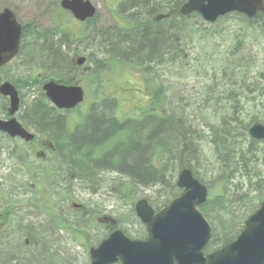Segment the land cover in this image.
I'll return each mask as SVG.
<instances>
[{
  "label": "rangeland",
  "instance_id": "obj_1",
  "mask_svg": "<svg viewBox=\"0 0 264 264\" xmlns=\"http://www.w3.org/2000/svg\"><path fill=\"white\" fill-rule=\"evenodd\" d=\"M85 1L96 8V16L83 27L70 23L71 16L62 11L54 0H0V10L11 9L23 26L30 24L31 29L38 27L55 42L59 41L60 35L52 32L55 30L52 28L54 21L61 20L69 24L64 30L68 38L69 49L61 50L62 52L66 51L67 61L73 60L77 54L86 59L83 67H88L86 72L82 70L83 67H74L75 71L71 73L73 83H77L85 92V102L81 108L73 113L62 114L66 124L71 123L72 128L75 124L83 122L86 112L95 111L102 102L105 103L106 99L104 98L108 94L110 95L109 108L112 116L118 118L122 116L116 107L120 106V104H116L117 99L119 101L128 100V103H124L122 110L133 112V108H131L133 100L140 99L139 97H142L144 93L140 79L151 81L152 77H155L157 79L156 86L164 89L163 100L156 106L157 115L162 113V115L168 114L169 116L173 112L175 117L183 115L187 119H195L192 127L197 134L202 133L196 151L199 164H196L195 168L192 165L196 175L194 177L208 189L214 200L207 210H209L208 219L216 225V233L220 237L224 236L223 230L220 231L217 225L218 223L231 222L233 229L230 239L232 240L241 230L243 214L246 213L248 216L254 211L253 207L257 208L264 202V190L258 191L257 189L262 184H255L256 181L264 183V142L255 143V147L249 149V145L253 141L248 136V129L254 123L264 125V24L261 19L246 23L241 16L230 15L210 26L200 18L192 17L186 21L192 33L181 36V39L176 43L180 45L178 62L174 66L162 70L156 68V72L150 66L148 73L144 76L139 75L133 67L123 63L122 60L108 58V55L99 48L98 41L94 40L92 36L93 29L96 34H99L106 30H112L116 26L123 27L124 24L118 18L128 15L132 10L129 8L126 11L116 10L114 4L121 3V0ZM113 10L116 12L113 13ZM91 26L94 28L92 29ZM29 38L28 33L22 41L20 56H23L22 49L31 43ZM20 56L9 67L1 71V77L7 78L10 82L21 81V85H19L21 106L29 107L34 98H40L45 103V108L51 109L50 103L41 91L42 79L38 77L46 74L56 80L58 74L56 72L44 73L43 67L38 62L33 63L31 68L28 61ZM99 61H102L103 65L99 64ZM41 73L42 75H39ZM31 77L36 78L34 84L29 83ZM89 79H92L91 84L88 82ZM23 81L26 84H23ZM110 82L111 86H109ZM154 85L151 82L150 90L142 97L143 99L141 98L145 103L144 107H149L153 102L151 100L156 98ZM110 93L114 94L117 98L116 101ZM230 93L237 95L235 97L236 109L232 108L230 104L222 103V99L227 98L226 95ZM148 99L150 103H148ZM211 100L214 101L208 105ZM230 109L232 113H230ZM233 116L234 118L231 119ZM226 117L232 121L229 123L230 125L238 126V122H242L245 126V130L236 131H238L237 134H240L239 147L243 151L249 152L248 160L251 163L248 164V175L242 178L235 175L225 184L226 175L216 172L219 171L220 166L217 163V158L213 156L209 141L204 138L209 135L206 127L215 128L221 125ZM126 118L123 117L119 120L123 121ZM123 141L125 142V139ZM238 157L236 155L234 160ZM31 161L36 169L24 176V180L29 184L26 189L31 193L32 200L38 202V205L44 206V203L39 201V197H49L48 214L53 216L54 210L58 211L59 207L64 209L72 198L75 204L82 206L83 209L77 211L72 208L75 211L68 216L64 213L63 219H66L68 224L74 223L75 229L82 228L84 230L82 233L89 235L87 239H83L82 236L72 238L64 230L61 235L56 233L55 241L46 245L50 251L46 248L48 251H45L44 254L45 264H88V249L96 246L107 234L106 228L96 223L98 217L108 216L116 220V228L131 239L143 238L144 229L135 217L134 203L140 199H146L155 210L167 203H160L166 200L164 196L168 193L166 191L168 187L165 188L163 185L136 186L134 189L130 187L129 190H132L130 197L123 200L120 196L116 197V194L112 195L111 188L118 184L124 186L129 181L122 180V176L117 173H99L98 181L94 183L96 186L89 189L79 179L72 181L67 178L65 168L62 167L55 154L48 152L47 160L44 163L38 160ZM40 167L46 168L47 172L54 173L55 181L51 186L47 184L48 190L43 188L44 180L41 178L44 173ZM251 169L254 171L252 172ZM179 171L171 179L172 186L171 184L169 186V192L174 194L175 188H172L173 184L175 186ZM254 173L259 177H255ZM22 177H16V184L23 183ZM166 177L169 181V174L166 173ZM168 181L166 180V183ZM262 188L264 187L262 186ZM24 198L27 199L26 196ZM215 212H218L217 215ZM82 215L84 219L81 220ZM42 220L44 223H41ZM30 222L37 231L32 233L31 240L28 239V245L24 244V240L18 238L6 242V244L4 241L1 243L5 246L11 245L13 249L19 247L20 243L23 250L27 249L30 243L34 248L38 247L40 242L42 244L43 230H48L45 227L51 226L50 220L45 214L39 216L38 220L30 219ZM222 241L224 243V239ZM21 252L26 255L25 258L22 253L20 255L16 253L12 257L22 259L20 262H16L18 264H29L28 252ZM0 253L2 255L12 254V250L0 245Z\"/></svg>",
  "mask_w": 264,
  "mask_h": 264
},
{
  "label": "trees",
  "instance_id": "obj_2",
  "mask_svg": "<svg viewBox=\"0 0 264 264\" xmlns=\"http://www.w3.org/2000/svg\"><path fill=\"white\" fill-rule=\"evenodd\" d=\"M182 2L183 0H127L124 5L120 3L117 8L121 11H126L128 8L132 10L128 15L118 18L124 26H116L112 30H106L99 34H96L94 27L91 26L93 29L92 36L94 40L98 41L99 48L108 55V58L122 60L123 63L133 67L139 75L145 76L150 66L155 72L156 68L162 70L172 67L180 59L178 56L180 45L176 43L181 39V36L192 33L189 24L186 23L190 18H184L178 14ZM159 16H162V19H157ZM260 19L264 24V14L260 16ZM60 21H54L55 23L52 25V28L55 29L52 32L60 35L59 41L56 42L38 27L35 29L25 28L23 35L29 33L31 43L22 49L23 56H20V53L19 56L27 60L31 68L34 65L33 63L38 62L43 67L44 73L56 72L58 74L56 80L61 84L69 85L73 84L74 80H71V73L75 71L74 67L76 66L72 60L67 61L66 51L62 52L61 50L69 49L68 38L64 31L69 24ZM99 64L103 65L102 61H99ZM124 68L129 70L126 67ZM132 73L134 72L132 71ZM43 78L52 79L51 76L48 77L46 74L43 75ZM35 80L36 78L31 77L29 83L34 84ZM91 81L92 79L88 80L90 84ZM156 81L155 77H152L151 81L140 79L144 89L142 97L150 90L149 85L151 86V82H153L156 98L151 100L153 102L149 107H144L145 103L142 101V97L134 99L131 107L133 112L122 110L124 103H128V100L119 101L114 94L110 93L115 101L117 99L116 104H120V106H116V104L115 106L122 115L121 118H126L130 114L123 121L119 120L121 118L110 114V95L108 94L104 98L106 99L105 103L102 102L101 106L95 111L86 112L83 122L75 125L74 128L71 127V123L66 124L64 118L56 111L45 108V103L40 98H34L27 111L30 117V126L36 129L41 136L55 139L67 137L69 139L67 143L54 141L55 154L62 167L65 168L69 180L71 174H74L75 179H79L89 189H92L93 186H96L94 183L98 181L99 173H117L122 176V180L127 179L129 183L126 182L127 184L125 183L124 186L118 184L111 188L112 195L116 194V197L120 196L121 199L126 200L132 193V190H129L130 187L134 189L136 186L163 185L165 188L168 187L166 189L168 193L164 196L166 200L160 203H168L171 200L170 197L173 198L176 193L178 194L174 184L172 189L175 188V194L169 192L171 179L174 178L177 171L189 169L192 175L196 177L192 165L195 168V165L199 164L196 151L202 133L197 134L192 127L195 119H187L183 115L175 117L173 112L169 116L168 114L162 115V113L157 115L156 106L163 100L164 89L156 86ZM13 83L21 85V81ZM109 84L111 86V82ZM236 96V93H230L226 95L227 98L222 99V103L230 104L232 108L235 107L236 109ZM149 99L148 103H150ZM212 101L214 100H211L208 105ZM205 104L207 105V102ZM209 109L211 110L210 107ZM230 113H232V110ZM233 118L234 116L231 119ZM229 119L224 118L223 121L221 120V125L215 128L206 127L209 135L204 138L209 141L213 156L217 158V163L220 166L219 171L216 172L226 175L225 184L232 180L235 175H239L241 178L248 175V164L251 163L248 160V157H250L249 152H245L239 147L240 134H237L238 131H236L245 130V126L242 122H238V126L230 125L229 123L232 121H229ZM127 128L128 130H126ZM249 146V149L254 148L255 142H251ZM236 155L239 157L234 160ZM166 173L170 176L169 181ZM254 176L259 177L257 174ZM49 179L50 176L47 181ZM166 180L168 183H166ZM259 183L264 187L262 181L255 182V184ZM262 186L257 188L258 191L264 190ZM213 201L209 193L207 202L198 208L204 216L208 217L209 210L207 209ZM253 208L255 211L256 208ZM215 213L217 215L218 212ZM245 218L246 213L241 217V221ZM82 219H84V216L81 217ZM211 223L212 240L208 245V249L227 244L231 240L230 233L232 235L233 225L231 222L218 223L217 227L220 231L223 230L225 234L222 237L216 233V225L213 222ZM65 224L66 221L63 220V229L66 228ZM45 228L48 229L45 231L51 232L50 226ZM68 229L71 231V228L68 227ZM82 231L84 230L80 228L79 233ZM226 238H229V241ZM28 239L31 240L30 237ZM222 239H224V243ZM49 243L44 238L42 244L40 242L36 249L31 245L32 243L24 250L20 247L21 243L15 249L10 247L9 250H12V254L5 253L1 255L0 263L18 264L16 262H20L22 259L12 256L16 253L20 255L23 251L33 252L31 254L27 253L30 256L29 264H45L44 254L48 250L46 248L45 250L42 249ZM23 256L25 258L26 255L23 254Z\"/></svg>",
  "mask_w": 264,
  "mask_h": 264
},
{
  "label": "water",
  "instance_id": "obj_3",
  "mask_svg": "<svg viewBox=\"0 0 264 264\" xmlns=\"http://www.w3.org/2000/svg\"><path fill=\"white\" fill-rule=\"evenodd\" d=\"M61 7L79 22L95 15L94 7L87 1L63 0ZM263 11V0H187L179 13L182 16L196 13L204 21L214 23L231 13L252 18ZM20 33L14 15L8 10L0 13V67L17 55ZM84 63V58L75 61L78 67ZM4 88L11 91L7 96L12 114L19 102L17 94L12 87L6 85ZM42 90L58 110H72L83 102L84 91L78 85L49 81ZM0 131L8 132L12 137L33 139L14 120L0 122ZM248 133L255 141L264 140L262 125H253ZM176 187L183 191L180 197L157 213L146 200L135 204V215L148 236L145 242H131L120 231H114L96 249L90 250V264H264V203L246 219L243 230L232 243L204 256L201 252L210 239V226L197 207L206 202L207 190L188 169L179 172Z\"/></svg>",
  "mask_w": 264,
  "mask_h": 264
},
{
  "label": "flooded vegetation",
  "instance_id": "obj_4",
  "mask_svg": "<svg viewBox=\"0 0 264 264\" xmlns=\"http://www.w3.org/2000/svg\"><path fill=\"white\" fill-rule=\"evenodd\" d=\"M54 1L62 11L66 12L61 7V3L63 0H54ZM263 6H264V0H263ZM4 9L1 10L3 11ZM6 9L10 10L13 13L11 9L9 8ZM263 14L264 11L258 12L252 18H248L246 15L243 14L232 13L219 17L215 21V23H213L210 26L217 24L218 21L230 15H239L244 19L246 23H249L251 21L260 19V16H262ZM186 17H189L191 19L192 17H196V15H189ZM16 21L22 28V35L20 39V48H19V53H20L22 41L27 35V33L25 34V36L23 35L24 29L30 27V24L23 26L17 19ZM70 23H72L73 25L77 24L71 18H70ZM7 67H9V65H5L1 67L0 73ZM1 76L2 74H0V89L2 86L3 88L1 89L2 91H0V122L7 123L10 122L11 120H15L20 125V127L23 129L24 132L33 134L34 139L32 141H29L18 136L12 137L8 132L0 131V245L5 246L6 242L14 240L15 238L24 240V244L28 245V238L32 235V233H36L37 231V229L34 226H32L30 219L38 220L39 216L45 214L47 218L50 220V225H51L50 230L55 236L56 233H58V235H61L62 231L64 230L67 232L66 234H69L72 238H78V236H82L83 239H87V237H89L88 234L82 232L79 233V229L74 228V223L68 224L67 220L63 219L64 213L66 214V216H68L75 210L77 211L82 210L83 209L82 206L75 204L74 200L71 198L64 207V209L59 207L58 211L54 210V215L51 216L50 214H48L49 211L48 199L50 198L39 197V201L44 203L43 204L44 206L38 205V202L32 200L31 193L29 192V190L26 189V186H29V184L26 183V181L24 180V176L29 175L31 171L36 169L35 166H33L31 160H38L41 163L46 162L45 160H47L48 152L52 154L56 153V149H55L56 146L54 141H57L58 143L59 142L67 143L69 142V139L67 137H58L56 139L47 138L38 134L36 129L30 126L29 123L30 117L26 112L29 109V107L26 105L24 106H21L20 104L17 105L16 113L13 116H10V112H9L10 97L7 95H9L11 91L4 87L6 85L9 86L10 88L12 87V90L13 89L15 90L20 100V92H21L19 88L20 86L14 84L13 82H10L7 78H2ZM22 83L26 84V82L24 81ZM40 169H42L44 173L41 178V180H44L43 188L45 190H48L47 184L51 186L53 181H55L54 173L52 171L47 172L46 168L40 167ZM21 176H23L22 177L23 183L16 184V179L20 178ZM49 176L50 179L49 181H47ZM70 179H72V181L76 180L75 175L71 174ZM25 196L27 197V199L24 198ZM72 208L75 210H73ZM63 220L66 221L65 229H63ZM41 223H44V221L42 220ZM96 223L98 225L104 226L107 230L106 231L107 234L103 237V239H101V241L96 246L90 247L88 249L87 252L88 264L90 262V255H89L90 250L95 249L102 241H105L110 236L111 231L113 229L114 230L117 229L116 221L114 222L115 224L112 226L111 219L108 216L107 217L103 216L102 218L98 217ZM67 227L71 228V231ZM129 239L132 241L145 242L147 237L146 234H144L143 238L140 239L129 238ZM2 241H4L5 244H2L1 243ZM214 251L215 250L205 249L202 253L204 256H207L212 254Z\"/></svg>",
  "mask_w": 264,
  "mask_h": 264
},
{
  "label": "bare ground",
  "instance_id": "obj_5",
  "mask_svg": "<svg viewBox=\"0 0 264 264\" xmlns=\"http://www.w3.org/2000/svg\"><path fill=\"white\" fill-rule=\"evenodd\" d=\"M43 234H45V235H43V239L45 238L47 241H49L50 243L51 242H54L55 241V235L52 233V232H48V231H43ZM43 239H42V241H43ZM3 248H6V249H10V247H11V245H6L5 247L4 246H2ZM43 248V247H42ZM45 248H47V246H45L42 250H45ZM36 249V248H35ZM49 251H50V248H47ZM5 250V249H4ZM36 252V251H35ZM44 252V251H43ZM47 252V251H46ZM29 254H31V253H33V252H28ZM2 254L0 253V256H1ZM0 264H2V263H0Z\"/></svg>",
  "mask_w": 264,
  "mask_h": 264
}]
</instances>
